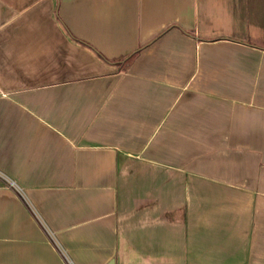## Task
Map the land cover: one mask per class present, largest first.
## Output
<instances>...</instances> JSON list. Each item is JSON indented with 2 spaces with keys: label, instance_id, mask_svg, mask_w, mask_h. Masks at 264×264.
I'll return each instance as SVG.
<instances>
[{
  "label": "crops",
  "instance_id": "1",
  "mask_svg": "<svg viewBox=\"0 0 264 264\" xmlns=\"http://www.w3.org/2000/svg\"><path fill=\"white\" fill-rule=\"evenodd\" d=\"M0 264H264V0H0Z\"/></svg>",
  "mask_w": 264,
  "mask_h": 264
},
{
  "label": "built area",
  "instance_id": "2",
  "mask_svg": "<svg viewBox=\"0 0 264 264\" xmlns=\"http://www.w3.org/2000/svg\"><path fill=\"white\" fill-rule=\"evenodd\" d=\"M8 181V183L11 185V186H13V187H17L16 186V184L13 182V181H10V180H7ZM60 249V248H59ZM61 250V252H62V254L65 256V252L62 250V249H60ZM66 257V256H65ZM67 259V258H66ZM68 262V261H67Z\"/></svg>",
  "mask_w": 264,
  "mask_h": 264
}]
</instances>
